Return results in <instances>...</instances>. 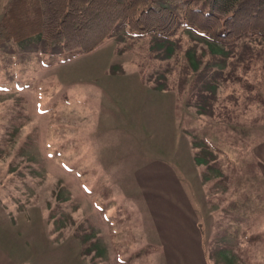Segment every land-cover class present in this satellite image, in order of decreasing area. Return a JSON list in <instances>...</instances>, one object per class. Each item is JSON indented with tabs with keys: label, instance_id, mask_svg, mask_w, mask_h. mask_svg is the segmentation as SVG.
I'll return each mask as SVG.
<instances>
[{
	"label": "rangeland",
	"instance_id": "1",
	"mask_svg": "<svg viewBox=\"0 0 264 264\" xmlns=\"http://www.w3.org/2000/svg\"><path fill=\"white\" fill-rule=\"evenodd\" d=\"M11 1L0 0V19ZM152 92L179 95L177 116L195 157L192 192L204 215L239 219L247 209L252 229L264 231V35L215 42L182 22L168 38L120 25L89 54H62L36 40L0 45V226H15L13 245L34 246L41 232L46 241L74 234L82 264H116L99 257L100 246L111 254L100 241L101 192H114L110 210L126 215L133 202L120 198L129 187L120 181L170 150L184 163L175 132L150 129L161 102ZM233 240L216 233L210 253L218 257V242ZM257 241L253 264L264 258V234ZM141 246L128 264H153ZM39 255L28 264L51 261Z\"/></svg>",
	"mask_w": 264,
	"mask_h": 264
},
{
	"label": "crops",
	"instance_id": "2",
	"mask_svg": "<svg viewBox=\"0 0 264 264\" xmlns=\"http://www.w3.org/2000/svg\"><path fill=\"white\" fill-rule=\"evenodd\" d=\"M67 78L72 79L73 77L68 76ZM149 95L151 98L161 99L160 106H154L152 117L148 121L150 129L173 130L178 141L183 145L181 150L184 155L181 161L184 163L179 164L178 155H173L170 150L169 153H165L171 160L149 158L151 163L142 162L128 175L129 181H120L119 183L129 186L125 189L121 188L122 197L120 198L133 202L130 212L126 215L122 214L125 212L123 208L119 212L110 210L112 203L118 199L114 197L116 196L114 192L108 191L106 194L101 192L104 203L100 199V219L106 229L105 233L101 231L100 241L106 243L107 247L109 243L111 254L108 248L100 246L99 257L115 258L116 264H128L129 257L135 258L140 255L137 249L138 243L142 245L140 248L148 249L145 253L147 259H150L153 264H253L252 238L255 237L259 239L257 242H260L264 231L252 229L253 225L256 227L257 224L248 217L247 209L239 219L222 217L209 220L204 215V208L199 202V193L196 192L194 195L192 192L194 184L192 187L190 179H192L191 173L195 166L193 163L195 157L177 116L179 95L173 92L157 95L152 92ZM44 140L43 138L40 142L43 145ZM223 172L225 175L223 173L220 177L231 178L229 171ZM196 176L199 177L197 172ZM86 193H89L91 197L94 194L93 190ZM200 194L202 200L205 201L203 190ZM262 223L260 221L259 225L262 226ZM43 225L47 226L45 222ZM12 227L15 226L11 223H6L5 226L4 221L2 227L0 226V264L31 263L30 255L38 256V251L41 252L40 258L45 254L51 255V261L48 264H56V258L60 256L67 257V264L83 263L81 245H79L80 238L77 239L74 234L60 238L54 235L57 238L46 241L49 239V233L41 232L42 235L35 236L36 245L28 247L26 244H19L16 246L9 238ZM216 233L217 237L222 240L234 239L229 245H223L225 241L218 242L216 245L219 247L218 257L210 253L208 248L209 240L214 241ZM17 235L22 236L18 231ZM54 240L59 241L57 246L52 244ZM6 245H9V248ZM122 246L124 249L121 248ZM126 252L130 254L127 255ZM122 258L126 259L124 263L120 260ZM41 262L43 261L39 259L38 262H32V264ZM260 262L254 264H264V258Z\"/></svg>",
	"mask_w": 264,
	"mask_h": 264
},
{
	"label": "trees",
	"instance_id": "3",
	"mask_svg": "<svg viewBox=\"0 0 264 264\" xmlns=\"http://www.w3.org/2000/svg\"><path fill=\"white\" fill-rule=\"evenodd\" d=\"M181 22L215 42L264 35V0H12L0 45L36 40L62 54H89L120 25L168 38Z\"/></svg>",
	"mask_w": 264,
	"mask_h": 264
}]
</instances>
